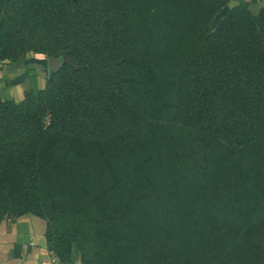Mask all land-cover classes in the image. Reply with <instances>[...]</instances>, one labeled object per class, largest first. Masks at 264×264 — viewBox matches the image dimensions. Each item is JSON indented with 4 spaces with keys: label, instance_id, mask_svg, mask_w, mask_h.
<instances>
[{
    "label": "trees",
    "instance_id": "obj_1",
    "mask_svg": "<svg viewBox=\"0 0 264 264\" xmlns=\"http://www.w3.org/2000/svg\"><path fill=\"white\" fill-rule=\"evenodd\" d=\"M228 2L0 0V61L62 58L0 98V222L83 264H264V39Z\"/></svg>",
    "mask_w": 264,
    "mask_h": 264
},
{
    "label": "crops",
    "instance_id": "obj_2",
    "mask_svg": "<svg viewBox=\"0 0 264 264\" xmlns=\"http://www.w3.org/2000/svg\"><path fill=\"white\" fill-rule=\"evenodd\" d=\"M232 1L235 5H246L254 18L256 14L253 8L264 11V0ZM5 62L0 61L2 100L19 101L26 89L42 88L45 80L43 65L32 61L25 67ZM45 227L43 219L31 214L21 215L14 221L0 222V264H54L45 240Z\"/></svg>",
    "mask_w": 264,
    "mask_h": 264
},
{
    "label": "rangeland",
    "instance_id": "obj_3",
    "mask_svg": "<svg viewBox=\"0 0 264 264\" xmlns=\"http://www.w3.org/2000/svg\"><path fill=\"white\" fill-rule=\"evenodd\" d=\"M234 5H235V3L233 1L231 2V0H229L227 6L232 7ZM253 10H255L256 16L254 19L257 23L259 33H260L261 37L264 39V11H263V9H255V8H253ZM258 10H259V12H258ZM253 17H254V15H253ZM33 58L46 59L47 57L44 56L43 54L38 53V54H28L26 56L18 58L17 60H15L13 62H9L6 60H4V61H6L5 63L11 64V65L18 64L20 66L26 67V66L30 65V63H32L31 59H33ZM43 64H45V66L43 67L44 73H48V70L46 69L47 68L46 61ZM45 80H46V74H45ZM45 80H44V83H45ZM44 83H43V85H44ZM27 90H30V89H26L25 92ZM31 90H33V89H31ZM49 251H50L53 259H55L58 264H83V262L81 260L80 252L77 250V248L75 246H72L70 248V254L67 257L58 256L53 250L49 249Z\"/></svg>",
    "mask_w": 264,
    "mask_h": 264
},
{
    "label": "water",
    "instance_id": "obj_4",
    "mask_svg": "<svg viewBox=\"0 0 264 264\" xmlns=\"http://www.w3.org/2000/svg\"><path fill=\"white\" fill-rule=\"evenodd\" d=\"M62 64V58L60 57H54V56H48L46 58V65L48 74L54 73L59 66Z\"/></svg>",
    "mask_w": 264,
    "mask_h": 264
},
{
    "label": "built area",
    "instance_id": "obj_5",
    "mask_svg": "<svg viewBox=\"0 0 264 264\" xmlns=\"http://www.w3.org/2000/svg\"><path fill=\"white\" fill-rule=\"evenodd\" d=\"M53 263H54V264H58V263L56 262V260H55V259H53Z\"/></svg>",
    "mask_w": 264,
    "mask_h": 264
}]
</instances>
